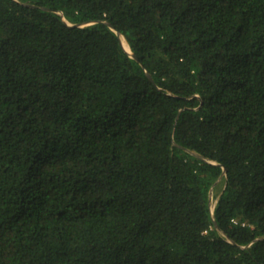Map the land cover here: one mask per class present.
I'll return each instance as SVG.
<instances>
[{"label":"trees","instance_id":"1","mask_svg":"<svg viewBox=\"0 0 264 264\" xmlns=\"http://www.w3.org/2000/svg\"><path fill=\"white\" fill-rule=\"evenodd\" d=\"M0 264H264V0H0Z\"/></svg>","mask_w":264,"mask_h":264},{"label":"rangeland","instance_id":"2","mask_svg":"<svg viewBox=\"0 0 264 264\" xmlns=\"http://www.w3.org/2000/svg\"><path fill=\"white\" fill-rule=\"evenodd\" d=\"M223 182L222 179L220 178L219 180H217L215 182V184L213 185L212 189H211V207L214 210V207L216 205V202L222 192L223 189Z\"/></svg>","mask_w":264,"mask_h":264},{"label":"water","instance_id":"3","mask_svg":"<svg viewBox=\"0 0 264 264\" xmlns=\"http://www.w3.org/2000/svg\"><path fill=\"white\" fill-rule=\"evenodd\" d=\"M91 23H92V22H84V23H78L77 25H79V26H86V25H89V24H91ZM119 35L122 37V35H121L120 32H119ZM129 47H130V45H129ZM129 52H130V54H131L132 56H135L134 53L132 52L131 48L129 49Z\"/></svg>","mask_w":264,"mask_h":264},{"label":"bare ground","instance_id":"4","mask_svg":"<svg viewBox=\"0 0 264 264\" xmlns=\"http://www.w3.org/2000/svg\"><path fill=\"white\" fill-rule=\"evenodd\" d=\"M122 40H123L124 44L126 45V47L129 50L130 49L129 44H128V42H127V40H126V38L124 36H122Z\"/></svg>","mask_w":264,"mask_h":264},{"label":"built area","instance_id":"5","mask_svg":"<svg viewBox=\"0 0 264 264\" xmlns=\"http://www.w3.org/2000/svg\"><path fill=\"white\" fill-rule=\"evenodd\" d=\"M235 222H237V220L236 219H233Z\"/></svg>","mask_w":264,"mask_h":264}]
</instances>
